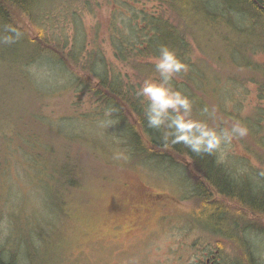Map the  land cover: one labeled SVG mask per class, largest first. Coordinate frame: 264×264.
Masks as SVG:
<instances>
[{"label": "rangeland", "instance_id": "374dc122", "mask_svg": "<svg viewBox=\"0 0 264 264\" xmlns=\"http://www.w3.org/2000/svg\"><path fill=\"white\" fill-rule=\"evenodd\" d=\"M101 10L102 6L91 7L79 20L90 38L94 37L95 24L101 28L106 24ZM188 18L190 27L195 20L189 15ZM31 26L36 30V25ZM218 26L221 29V25ZM206 28L208 30L198 33L202 44L216 47L210 62L204 63V52L192 39L190 43L191 58L203 69L202 80L197 85L201 91L197 95L187 94L193 102V117L207 118L196 105L203 100V105L210 110L215 107L216 125L230 127L239 121L248 129V134L216 153L217 159L227 170L240 171L244 165L248 166V171H255L257 165H262L264 170V78L261 76L264 48L246 52L251 59L247 62L232 58L227 53L231 52L228 47L238 46L239 41L235 34H229L230 26H226L223 36L221 31L213 35L214 32ZM102 37L97 48L105 57L99 68L108 62L122 80L138 88L143 82L135 84L138 80L134 71L124 69L113 58L109 45L102 43ZM81 39V34L74 38L77 43ZM255 42L258 47L263 41ZM247 44L248 41H243L242 53ZM21 55H2L0 59V258L11 264H127L124 258L128 254L136 261L146 253L145 257L150 255L146 264H155L164 254V243L172 239V232L182 235L181 228H176L181 219L168 217V225L160 219L151 221L144 232L136 233H122L120 228L112 230L109 225L124 217L155 218L165 213V206L188 213L189 200L176 194V183L184 176L187 195L191 194L196 178L190 174L195 172L187 174L184 166L169 156L165 159L153 156L146 162L133 161L127 139L120 136L124 134V122L106 116L108 109L95 101L87 90L75 87L76 80L70 78L71 85L68 84L70 73L62 63L54 57L42 56L36 59L37 64H45V67H37L33 73L28 62H22ZM233 62L245 65L243 71L232 67ZM27 70L31 74H26ZM188 72L183 80L181 76L174 80L177 84L181 82L182 91L186 90ZM230 74L242 77L243 82L228 77ZM245 75L248 77H243ZM212 79L214 84L207 85ZM91 81L93 83L94 79ZM2 151H13V154L5 159ZM155 151L166 152L164 149ZM70 171L81 187L69 184L65 187ZM259 173L264 176V171ZM138 182L145 186L151 199V194L162 193L170 196L171 202L145 199L153 202L146 206L138 202V192L128 189ZM131 193L133 196L128 200ZM94 194L96 201H127V209L117 208L103 215L105 212L101 214L96 204L93 215L76 205L95 201ZM55 200L66 204L58 207ZM57 208L63 212H58ZM187 219L191 224L190 218ZM145 234L147 239L142 241ZM112 242L117 244L111 245Z\"/></svg>", "mask_w": 264, "mask_h": 264}, {"label": "trees", "instance_id": "16d2710c", "mask_svg": "<svg viewBox=\"0 0 264 264\" xmlns=\"http://www.w3.org/2000/svg\"><path fill=\"white\" fill-rule=\"evenodd\" d=\"M29 1V0H28ZM74 5L67 9L57 8L54 10L52 17L59 20V25L56 27L54 25H44L37 26L36 30L32 28L31 24L21 13L14 12L7 7L13 9L16 8V2L13 0H0V6L4 9L9 10V21L11 17L18 21L23 29L24 35L31 40L33 44V51L35 55L29 56L30 60H27L28 55L23 56L22 62H28L29 66L36 58L42 57V53L45 50L54 52V56L57 61L63 64V67L70 73L68 78V84L71 85L70 78L75 81V87H81L82 90H87L94 100L103 104L112 118L118 119L124 122L122 131L123 138L127 139V146H129V152L131 154V159L133 161H148V158L153 156H163V154H158L156 149L166 150L167 155H170L172 159L176 158V162L179 164L190 163V160L186 159V156L175 152L173 149L177 147L176 145L168 144L167 146L161 147L158 144H166L159 135L161 131H157L147 127L143 108L144 105L141 103L140 98L136 96V91L138 88H134L130 81L122 80L117 72H115L114 67H112L108 62L102 67V59L105 54L98 50L97 44L100 36L102 37V43L108 44V48L116 60L122 64L124 69L128 70L130 68L134 71V75L138 80V83H142L147 78H158V74L154 71L153 58L158 55V48L160 45H167L170 49L176 51L178 57L188 65L189 72L185 76V87L186 90L182 91L179 84L175 82L176 78L172 81L173 86L181 90L185 95L194 93L198 94L201 89L197 88L198 83L202 80L200 76L203 71L202 65L198 66L196 60H192L191 53L193 48L191 46V39L198 44L201 50L204 52L206 61L208 63L212 60L211 53L214 52L216 47L207 46L200 42V34L204 29H199L195 32H187L189 22L187 19L188 15L193 18L192 20H200L202 17H209V10L214 11L216 4L222 2L221 0H180V8L166 4V0H73ZM203 2V3H202ZM102 6V14L104 16L105 25L101 28L97 24L94 25V37L90 38L86 31L81 27L80 21L84 17L85 13L90 12L91 7ZM15 7V8H14ZM237 13L236 10H232ZM13 13V14H12ZM213 13V12H211ZM234 12H228L223 14L222 18L217 19L218 15H211L210 21L212 24L216 21H221V29L215 25V27L210 26L209 30L213 31L215 35L221 31V36L224 32L226 33V25L230 26L231 31L229 34H235L241 31V26L233 17ZM51 18V15H46ZM62 23V25H61ZM8 22L3 21L0 18V30H6L5 26ZM100 30L102 32L100 33ZM216 32V33H215ZM81 34V41L76 44L74 38ZM101 34V35H100ZM48 37L52 40V44L48 47L46 43H39L36 38L38 36ZM223 39V37H221ZM60 39V40H57ZM257 42L247 44L242 53V43L231 45V52H227L229 56L236 55V52L240 54L236 57L241 58L245 62L251 60L249 56H246V52H257L258 49L264 48V43L259 42L258 47H256ZM57 46L61 50H57ZM64 46V48H62ZM16 47V46H15ZM15 47H9L11 52L15 51ZM31 55V54H29ZM34 56V57H33ZM261 66L262 65H255ZM232 67L240 69L243 71L245 65L237 64L233 62ZM194 68H199L194 71ZM104 75V77H103ZM128 74H126L127 76ZM181 79L183 80L184 74H181ZM264 78V68L262 67V75ZM228 77L235 80H241L242 77H236L232 74ZM248 77V76H243ZM32 78V77H31ZM91 78L94 79L92 83ZM35 84V82H34ZM214 84L212 79L207 85ZM138 86V85H137ZM211 86V85H210ZM116 89V90H115ZM203 101V100H199ZM203 103L197 106V109L201 111L203 108ZM103 111V110H102ZM129 132H133L135 140L138 144L133 145L130 141ZM154 133H160L158 135H152ZM2 135L4 133L2 132ZM2 156L6 159L8 154H13V151H2ZM161 153V152H159ZM164 154V155H165ZM174 157V158H173ZM215 163L223 165L218 159L217 155H212ZM132 161V160H131ZM198 166V165H197ZM71 173V171H70ZM68 179V177L66 178ZM76 175L71 173L70 179L65 182V187L78 186L81 187L82 184L76 183ZM64 184V183H63ZM93 202L83 203L77 202L78 207H84L90 211L93 215L95 213V205H98V209L101 214L107 215L111 213L114 202L98 200L94 194ZM55 205L61 207L66 204V202H60L55 200ZM102 206V209L99 206ZM58 212L60 211L57 208ZM97 213L98 210L96 211ZM0 264H11L10 261L3 262L0 260Z\"/></svg>", "mask_w": 264, "mask_h": 264}, {"label": "bare ground", "instance_id": "6f19581e", "mask_svg": "<svg viewBox=\"0 0 264 264\" xmlns=\"http://www.w3.org/2000/svg\"><path fill=\"white\" fill-rule=\"evenodd\" d=\"M12 1V0H11ZM16 2V8L13 9L11 7H7L8 9L21 13L24 17L27 18L29 23L36 26H44V25H54L58 26L59 20L55 17H52L54 14V10L57 8L67 9L74 5L73 0H13ZM180 0H166V4L174 5L180 8ZM209 0H206L207 2ZM222 2H218L215 6V10H209V17L206 15L202 17L203 19L196 20L194 23L190 25L187 32H195L199 29L208 30L206 27H219L218 25L222 24L221 21H216V23L212 24L210 21V16L218 15L217 19L222 18L223 14H227L228 12H233L232 10H236L234 12L233 17L235 20L239 19V25L241 26V31L236 33L235 37L237 42L243 43V41H248V44L253 43L255 41H263L264 42V0H221ZM203 3V2H202ZM208 4V2L206 3ZM213 12V13H211ZM13 14V13H12ZM10 12L7 9H4L0 6V18L8 22V26L15 28L21 33L19 39H17L14 43H0V59L2 55H15L20 54L22 57L25 55L32 56L35 55L33 51V44H31V40L27 38L23 29L13 16L9 19ZM46 15H51V18ZM228 26V25H226ZM12 33H8L6 30H0V36L9 35ZM204 35V34H203ZM201 34V36H203ZM200 37V36H199ZM201 38V37H200ZM39 43H46L48 47L52 44V38L42 37L41 35L36 38ZM60 40V39H57ZM61 41V40H60ZM76 44L77 41H75ZM16 46V47H15ZM9 47H15V51L13 53L9 49ZM64 48V46H62ZM57 50H61L59 46H57ZM54 52L45 50L42 53V56L54 57ZM31 54V55H29ZM236 55H232V58H235L240 53L235 51ZM34 57V56H33ZM36 59H39L36 58ZM34 60L29 67H32L33 73L39 68H44L45 64H37V60ZM36 65V66H35ZM31 74L30 70H27ZM104 77V75H103ZM116 90V89H115ZM203 101H198L196 105L202 104ZM160 133H154L152 135H158ZM130 135L131 144H138L137 140L134 138V134L132 131L128 134ZM161 138V134L159 135ZM155 143L158 147H164L168 144H158ZM175 152L179 154H183L186 156V159L190 160V163L193 164V167L199 166L200 172H195V174H201V180L194 182V193L187 195V181L184 176L178 180L176 183V194L182 195V191L185 189L183 195L184 197L196 199V196L199 199V207L196 211V217L198 221L202 222V224L206 228L215 227L220 229H225L229 225H232V231L240 233L241 228L245 226V220L239 217H233L232 205L236 202L243 200H247L248 202H257L262 203L264 206V176L258 171H248L244 173L243 170H227L225 167L214 162L212 156L208 155H196L189 151L182 144H177V147L173 149ZM166 152L158 153L163 154V156L156 157H171L170 155L165 154ZM165 154V155H164ZM151 158H148L150 160ZM151 161V160H150ZM168 161H171L168 159ZM238 172V173H236ZM255 174V176L251 175ZM175 194V195H176ZM223 197L224 200H217V197ZM183 197V196H182ZM1 261L5 262L0 258ZM8 262V261H7Z\"/></svg>", "mask_w": 264, "mask_h": 264}, {"label": "flooded vegetation", "instance_id": "af4514ba", "mask_svg": "<svg viewBox=\"0 0 264 264\" xmlns=\"http://www.w3.org/2000/svg\"><path fill=\"white\" fill-rule=\"evenodd\" d=\"M182 166H184L187 174L191 171L200 172L199 166L193 167L191 164H182ZM221 166L225 167L224 165ZM191 167H193V169H191ZM242 170L244 173H247L248 166L244 165ZM255 171H264L262 170V165H257ZM190 175L196 178V181L201 180V174ZM128 189L131 191L136 190L139 194L137 196V201L144 203L145 206L148 203H153L152 201L145 200L151 199V197L142 183H135L128 187ZM183 193L184 190L181 195L184 197ZM191 193H194V185ZM161 194L162 193L151 194V200H166L171 202L170 196L163 194L164 197ZM132 196L133 193H131L128 200H130ZM140 196L144 198V200H141L139 198ZM188 200L190 203L188 213H184L181 209H176V207L172 208L164 205L166 211L163 215L142 220L124 217L122 220L109 225V228L112 230L120 228L119 231H124L125 233H136L138 231L144 232V227L150 225L151 221H157L160 219L164 225H168L170 224L168 217H175L181 219L176 228H181L182 235L176 231L172 232V239L170 242L167 241L164 243V254L161 258L157 259L155 264H264V206L262 203L248 202L247 200L242 199L232 205L233 217H239L245 220V226L241 228L240 233L239 230L235 233L232 231V225H229L225 229L217 227L214 229L213 227L206 228L196 217V211L200 205L198 197L196 196V199L188 198ZM217 200H224V198L218 196ZM126 202L127 201L114 203L111 213L117 208H120L121 211L126 210ZM175 203H177L176 200ZM100 208H102L101 205ZM187 218H190L191 224L188 223ZM115 225L118 226L114 227ZM115 232L117 231H113L112 233ZM147 236L148 235L145 234L141 237L142 241L147 239ZM256 241L258 242L257 245L254 244ZM118 243L121 244V242ZM113 244L115 245L117 243L112 242L111 245ZM117 251L120 252L119 249H117ZM144 255H146V253L135 261L132 258V254H128L124 258V263L134 264V262H136L137 264H146L150 255H147L146 257Z\"/></svg>", "mask_w": 264, "mask_h": 264}, {"label": "clouds", "instance_id": "9594fccd", "mask_svg": "<svg viewBox=\"0 0 264 264\" xmlns=\"http://www.w3.org/2000/svg\"><path fill=\"white\" fill-rule=\"evenodd\" d=\"M5 29L12 34L0 36V43H14L20 38L21 33L15 28L6 25ZM153 62L158 79H145L136 96L144 105L147 127L162 130L161 139L166 144H182L196 155L212 156L248 134V129L239 121L233 122L230 127L216 125L215 107L210 110L204 106L201 109L206 119L193 117L192 100L172 83L176 77L189 71L188 65L182 62L175 50L160 45ZM209 120L213 123L210 124Z\"/></svg>", "mask_w": 264, "mask_h": 264}]
</instances>
